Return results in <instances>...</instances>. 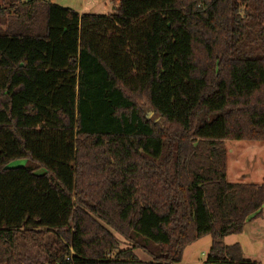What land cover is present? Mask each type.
<instances>
[{
    "label": "trees",
    "instance_id": "trees-1",
    "mask_svg": "<svg viewBox=\"0 0 264 264\" xmlns=\"http://www.w3.org/2000/svg\"><path fill=\"white\" fill-rule=\"evenodd\" d=\"M114 1L0 4V264L46 234L43 264H181L207 235L203 264H260L223 241L264 208L224 142L264 141V0Z\"/></svg>",
    "mask_w": 264,
    "mask_h": 264
},
{
    "label": "rangeland",
    "instance_id": "rangeland-1",
    "mask_svg": "<svg viewBox=\"0 0 264 264\" xmlns=\"http://www.w3.org/2000/svg\"><path fill=\"white\" fill-rule=\"evenodd\" d=\"M33 0H21L27 3ZM50 1L61 7L71 9L78 14H94L109 16L115 13L114 0H43ZM3 0H0V4ZM4 29L2 19H0V33ZM147 119L154 122H161L146 106L141 107ZM226 150V179L228 182H264V141H245V140H226L224 142ZM26 159H16L10 162L9 166L25 165ZM37 173H42L43 169H38ZM260 219L246 222L243 230L237 234L224 237L225 244L238 243L244 258L257 259L263 258V253L259 254L258 243L253 239L254 226L263 225ZM116 236L119 246L126 247L127 244L123 237L112 231ZM54 240L53 234H46L42 237L27 236L26 240H21L18 247L19 258L23 263L32 262L43 264L46 261V250ZM210 236H203L187 245L182 253L181 264H203L205 256L210 247ZM141 260H147L148 256L136 250L134 252ZM258 260V259H257ZM253 261V260H251Z\"/></svg>",
    "mask_w": 264,
    "mask_h": 264
},
{
    "label": "crops",
    "instance_id": "crops-1",
    "mask_svg": "<svg viewBox=\"0 0 264 264\" xmlns=\"http://www.w3.org/2000/svg\"><path fill=\"white\" fill-rule=\"evenodd\" d=\"M242 182H243V180H242ZM256 219H260V220L264 221V208L262 209L261 214L258 217L254 218L252 220H256ZM249 221H251V220H249ZM253 239L256 241V243L259 242L258 243V250H259V254L263 253V258H262V260H260V256H259L257 258L258 260L257 259L256 260L255 259H251V260H253L255 262H258L260 264H264V223H263V225H255L254 226ZM244 259L250 260V258H244Z\"/></svg>",
    "mask_w": 264,
    "mask_h": 264
},
{
    "label": "built area",
    "instance_id": "built-area-1",
    "mask_svg": "<svg viewBox=\"0 0 264 264\" xmlns=\"http://www.w3.org/2000/svg\"><path fill=\"white\" fill-rule=\"evenodd\" d=\"M57 264V263H56Z\"/></svg>",
    "mask_w": 264,
    "mask_h": 264
}]
</instances>
